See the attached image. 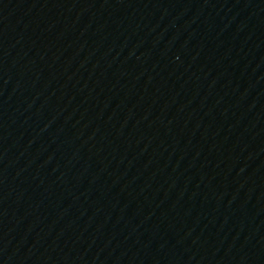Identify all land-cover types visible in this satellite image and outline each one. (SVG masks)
Segmentation results:
<instances>
[{
    "label": "water",
    "instance_id": "obj_1",
    "mask_svg": "<svg viewBox=\"0 0 264 264\" xmlns=\"http://www.w3.org/2000/svg\"><path fill=\"white\" fill-rule=\"evenodd\" d=\"M0 264H264V0H4Z\"/></svg>",
    "mask_w": 264,
    "mask_h": 264
}]
</instances>
